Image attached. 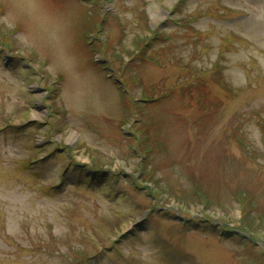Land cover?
I'll list each match as a JSON object with an SVG mask.
<instances>
[{"label":"rangeland","instance_id":"rangeland-1","mask_svg":"<svg viewBox=\"0 0 264 264\" xmlns=\"http://www.w3.org/2000/svg\"><path fill=\"white\" fill-rule=\"evenodd\" d=\"M0 264H264V0H0Z\"/></svg>","mask_w":264,"mask_h":264},{"label":"bare ground","instance_id":"bare-ground-1","mask_svg":"<svg viewBox=\"0 0 264 264\" xmlns=\"http://www.w3.org/2000/svg\"><path fill=\"white\" fill-rule=\"evenodd\" d=\"M74 134H70L69 137L67 138L68 142H72V140L74 139Z\"/></svg>","mask_w":264,"mask_h":264},{"label":"water","instance_id":"water-1","mask_svg":"<svg viewBox=\"0 0 264 264\" xmlns=\"http://www.w3.org/2000/svg\"><path fill=\"white\" fill-rule=\"evenodd\" d=\"M103 62V61H102Z\"/></svg>","mask_w":264,"mask_h":264}]
</instances>
